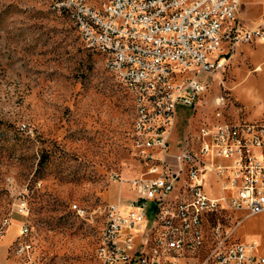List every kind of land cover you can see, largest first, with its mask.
<instances>
[{
  "label": "built area",
  "instance_id": "built-area-1",
  "mask_svg": "<svg viewBox=\"0 0 264 264\" xmlns=\"http://www.w3.org/2000/svg\"><path fill=\"white\" fill-rule=\"evenodd\" d=\"M240 0H53L72 11L91 50L109 58V73L133 97L130 145L136 174L116 178L130 191L98 206L102 243L96 264H264L257 240L230 238L240 220L264 210V121L216 119L177 133L178 107L193 108L208 79L236 47L264 44V15L247 24ZM113 178V175H110ZM170 198V205H162ZM15 211L27 214L22 193ZM72 209L83 214L75 202ZM218 208L240 212L227 229L206 224ZM9 217L1 219L0 235ZM12 264H40L20 223ZM11 264V263H10Z\"/></svg>",
  "mask_w": 264,
  "mask_h": 264
},
{
  "label": "rangeland",
  "instance_id": "rangeland-1",
  "mask_svg": "<svg viewBox=\"0 0 264 264\" xmlns=\"http://www.w3.org/2000/svg\"><path fill=\"white\" fill-rule=\"evenodd\" d=\"M52 1L0 0V226L9 217L0 264L21 259L13 247L24 220L40 264H96L107 212L92 210L118 190L127 197V185L118 188L115 180L139 169L129 134L133 97ZM87 1L99 7L103 0ZM237 14L255 22L264 0H240ZM176 119L179 134L216 119L264 121V44H239ZM18 193L26 217L15 211ZM240 214L218 208L205 229L210 234L216 221L227 229ZM230 238H254L264 253V210L243 217Z\"/></svg>",
  "mask_w": 264,
  "mask_h": 264
},
{
  "label": "bare ground",
  "instance_id": "bare-ground-1",
  "mask_svg": "<svg viewBox=\"0 0 264 264\" xmlns=\"http://www.w3.org/2000/svg\"><path fill=\"white\" fill-rule=\"evenodd\" d=\"M83 4L86 7H94L91 4H89L87 0H83ZM102 6H103V1L99 5V7H102ZM57 10L60 11V12L67 13V15L69 16L70 20L72 21V11L68 7H61V8H58ZM77 30H78V32H79V34L81 36V39L83 40V30L82 29H77ZM83 42L85 43V46H86L85 40H83ZM94 51H96L97 53H99L102 56V58L104 60V66L109 71V69H108V67H109V58L107 57V55L104 54V51H102V50H94ZM134 121H135V113H134L133 122ZM162 205H170V198H162ZM27 214H28V206H27ZM27 214L24 217H26ZM99 214H100V212H99ZM23 228L27 232V228H25V220L23 221ZM101 243H102V232H101V236H100L99 244L98 245H101Z\"/></svg>",
  "mask_w": 264,
  "mask_h": 264
},
{
  "label": "crops",
  "instance_id": "crops-1",
  "mask_svg": "<svg viewBox=\"0 0 264 264\" xmlns=\"http://www.w3.org/2000/svg\"><path fill=\"white\" fill-rule=\"evenodd\" d=\"M263 44V43H262Z\"/></svg>",
  "mask_w": 264,
  "mask_h": 264
}]
</instances>
